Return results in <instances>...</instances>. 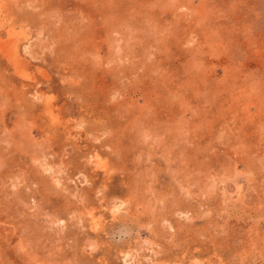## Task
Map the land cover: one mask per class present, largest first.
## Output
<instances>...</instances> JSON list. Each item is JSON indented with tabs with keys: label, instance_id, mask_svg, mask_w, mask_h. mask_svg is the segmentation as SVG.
<instances>
[{
	"label": "rangeland",
	"instance_id": "374dc122",
	"mask_svg": "<svg viewBox=\"0 0 264 264\" xmlns=\"http://www.w3.org/2000/svg\"><path fill=\"white\" fill-rule=\"evenodd\" d=\"M264 264V0H0V264Z\"/></svg>",
	"mask_w": 264,
	"mask_h": 264
},
{
	"label": "bare ground",
	"instance_id": "6f19581e",
	"mask_svg": "<svg viewBox=\"0 0 264 264\" xmlns=\"http://www.w3.org/2000/svg\"><path fill=\"white\" fill-rule=\"evenodd\" d=\"M128 264V263H127Z\"/></svg>",
	"mask_w": 264,
	"mask_h": 264
}]
</instances>
